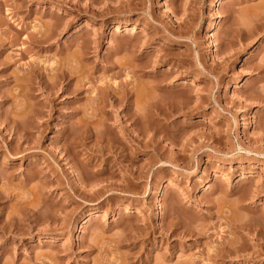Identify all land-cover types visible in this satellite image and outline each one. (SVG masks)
<instances>
[{
    "label": "rangeland",
    "instance_id": "obj_1",
    "mask_svg": "<svg viewBox=\"0 0 264 264\" xmlns=\"http://www.w3.org/2000/svg\"><path fill=\"white\" fill-rule=\"evenodd\" d=\"M260 17L264 0H0V226L25 233L0 235V264H264V245L213 259L241 236L226 222L264 231ZM165 92L191 110L149 123L143 93Z\"/></svg>",
    "mask_w": 264,
    "mask_h": 264
},
{
    "label": "bare ground",
    "instance_id": "obj_2",
    "mask_svg": "<svg viewBox=\"0 0 264 264\" xmlns=\"http://www.w3.org/2000/svg\"><path fill=\"white\" fill-rule=\"evenodd\" d=\"M70 4V3H69ZM68 3L66 4V5H69ZM128 4V3H127ZM129 4H130V2H129ZM130 7V6H129ZM260 19H261V21H259V25H257V28L258 29H260V28H262L263 29V27H264V17H260ZM75 20V19H74ZM74 20H72L71 22H74ZM257 21V20H256ZM119 23V22H118ZM71 25H72V23H70ZM69 24V25H70ZM67 26V25H66ZM63 28H65V25H64V27ZM62 28V29H63ZM60 26H59V24L57 23V22H54V23H51V24H49V25H47L46 27H45V29L43 30V31H39L37 34H32L29 38H28V40L30 41V42H32V43H47V42H49L51 39H53V38H55V36L57 35V36H59L60 35V33L59 32H57V31H60ZM255 32V31H254ZM261 32V31H260ZM74 34H76V35H78L77 34V32L75 31V33ZM254 34V33H253ZM211 38H216V34H213L212 36H211ZM9 39V38H8ZM20 41V38H19V36H14L13 38H12V42L13 43H18ZM215 42V41H214ZM213 51H212V53H216V54H218V52H219V48H218V46H216V44L214 43L213 44ZM226 54H225V58H224V60H223V62H228L231 58H232V55H231V52H225ZM198 56V57H197ZM194 59H195V61H196V65H199V66H201L202 68H203V70L204 71H206V73H207V75L206 74H204L205 76H208V75H214L213 74V72L210 70H207L206 69V67H204V66H202V64H201V60H200V56L199 55H196V57H194ZM61 72V73H60ZM58 74H60V75H58L57 74V76L58 77H60V78H64V79H68L69 77H70V75H67V74H65L63 71H60ZM200 73L202 74V72L200 71ZM194 77V76H193ZM215 78H216V82L217 83H219V82H221V78L219 77V76H214ZM59 78V79H60ZM154 79V78H153ZM156 80V79H155ZM197 80V79H196ZM157 81V80H156ZM215 82V83H216ZM155 83V84H154ZM159 83L160 82H158V83H156V82H153V86L157 89V88H159ZM49 87V86H48ZM71 80H68V82H67V84L64 86V88H62V89H64L63 90V92L64 93H68V92H71ZM74 89V88H73ZM77 90V89H76ZM76 90L74 89V90H72V93H74V92H76ZM129 92L130 91H128L126 88L124 89L123 88V90H121V92H120V97L119 98H117L115 101V103L117 104V102L119 103V105L123 102H125V98L129 95ZM142 92H144L145 93V91H142ZM77 93V92H76ZM75 93V94H76ZM143 93V95H144V97L142 98V100L144 101V105H145V107L146 108H148V110L147 111H150L149 113H150V120L148 121L149 123H154V122H157V121H159V118H163V120L164 119H167V118H169V117H173V115H175L176 113H178L179 111H178V108H179V110H191V108L189 109L188 107H187V104H185L184 102H178L177 103V101H172L171 100V97H172V94L171 93H168V92H165L164 93V96H162L160 99H159V97H151V95H148V94H144ZM105 94V93H104ZM52 95V94H51ZM259 95V94H258ZM142 96V95H141ZM153 96V95H152ZM111 97V96H110ZM176 97H177V95H176ZM128 98V97H127ZM210 98V97H209ZM255 99V98H254ZM97 100H99V99H97ZM96 100V101H97ZM181 100V99H180ZM183 100V99H182ZM256 100V99H255ZM257 100H259V102H261V103H264V96L262 95H260L259 97H258V99ZM105 101V100H104ZM142 102V101H141ZM98 103V102H97ZM98 105V104H97ZM122 105V104H121ZM127 105V104H126ZM180 105V106H179ZM96 106V105H95ZM96 107H98V106H96ZM130 109H131V106L129 107ZM95 109H97V108H95ZM126 109V108H125ZM98 110V109H97ZM96 110V111H97ZM129 110V109H128ZM127 109H126V111H128ZM197 110H199V108L198 109H196V111ZM130 112H131V110H130ZM129 112V113H130ZM195 112V111H194ZM127 113V112H126ZM189 113H192V112H190L189 111ZM128 114V113H127ZM126 114V115H127ZM133 115V114H132ZM148 116V117H149ZM147 117V118H148ZM136 118H137V116H136ZM135 118V119H136ZM155 118V119H154ZM149 119V118H148ZM141 122V123H140ZM144 122V119H143V117L141 116V117H139L138 119H136L135 121H134V125L136 124V125H139V124H142ZM92 123V122H91ZM89 121H87V122H83L80 126H81V129H82V131H79V132H81V136H79L80 137V143H79V145L81 146V147H83V146H85L84 145V143H83V141H84V138H87L86 136L90 133H92V128L90 127V126H92V124H91ZM148 123V125H150ZM94 124V123H93ZM145 124V123H144ZM135 125V126H136ZM255 127L257 128V130L259 129V131H261V133H262V135H264V125H257V124H255ZM79 128V127H78ZM80 129V128H79ZM249 129V127H246L245 128V130H248ZM16 131V130H15ZM18 132V131H17ZM44 132V131H43ZM42 132V133H43ZM78 132V133H79ZM75 133V132H74ZM158 133L156 132V133H154V135H153V137L152 138H150V141H155L154 139H155V136L157 135ZM74 135V138H73V140L74 141H76V137H77V135H75V134H72V136ZM261 135V134H260ZM76 136V137H75ZM97 136L99 137V135L97 134ZM71 138V137H70ZM101 138H102V136H101ZM72 139V138H71ZM70 139V140H71ZM164 139H166V138H164ZM261 140H263L262 139V136H261ZM77 146H78V144H77ZM75 147V146H74ZM85 148V147H84ZM98 151V150H97ZM113 170V169H112ZM111 171V170H110ZM112 174V173H111ZM80 178V177H79ZM127 178V177H126ZM125 178V179H126ZM78 179V178H77ZM131 181V180H130ZM131 183V182H130ZM129 183V184H130ZM126 184V183H125ZM112 187V186H111ZM128 187V186H127ZM105 189V188H104ZM107 189V188H106ZM101 190L102 189H98V191H96L94 194H96V195H99V194H101ZM125 190V189H124ZM106 191V190H105ZM214 192H217V191H222L218 186H215V188H214V190H213ZM264 191V190H263ZM263 191H261V192H259V193H257L256 194V196H252V198L251 199H253V198H257V200H260V198H261V193L263 192ZM225 194V193H224ZM227 194V193H226ZM225 194V195H226ZM229 195H233V194H235V192L234 191H230L229 193H228ZM237 194V193H236ZM242 195V194H241ZM239 196L238 198H237V200H236V202H237V205H239L240 204V202H242L243 201V199H241L242 198V196ZM109 200V199H108ZM242 200V201H241ZM262 211H264V207H263V209H262ZM248 212V211H247ZM250 212V211H249ZM253 212V211H252ZM252 212H250V213H252ZM176 214V213H175ZM231 219V218H230ZM156 220L158 221L159 220V215H157L156 216ZM1 221V220H0ZM255 221H257V220H254L253 219V217H251L250 216V218H243V219H239L238 221H231V222H226V226H227V228L228 229H234V230H236V231H238L237 233H239V231H240V233H241V236L239 237V240L238 241H235V242H232L231 240H229V238H227V239H223V242L220 244V246H219V248L216 250V251H214V255H213V259L215 258V260H216V258L218 259H220V257L222 258L223 256H225V255H228V256H230V255H234V256H236V257H238L239 259L240 258H242L243 256H240V254L242 253V252H244V251H246V250H249V249H254L255 247L257 248H260V247H263V245H264V231H262L261 229H260V231H256V232H254V234H253V231H255V230H253L252 231V229L254 228H252V226L253 225H255ZM262 221V220H261ZM177 222V221H176ZM1 223V222H0ZM156 224L158 223V222H155ZM183 223V222H182ZM186 223V222H185ZM257 223H258V221H257ZM256 223V224H257ZM264 223V222H263ZM3 224V223H2ZM16 224H19V223H16ZM258 224H260V223H258ZM261 224H262V222H261ZM9 225V224H8ZM20 225V224H19ZM10 226V225H9ZM8 226V227H9ZM11 226H12V223H11ZM18 226V225H17ZM21 226V225H20ZM184 225H180V223H177V224H174L173 226H171L172 227V230L170 231V236L171 237H173V238H175V237H181L182 235V237H184V236H187V235H192V233H191V231H189V229L188 230H186V226L187 225H185L184 227H183ZM256 226H258V225H256ZM255 226V227H256ZM260 226V225H259ZM262 226V225H261ZM8 227L6 226L5 227V225L4 226H0V235H2V237H4L6 234H10L11 233V235L13 234V235H16L17 233H20L19 235L21 236V235H24L25 233L23 232V230H22V228L21 229H19V227H16L15 226V224H14V226H13V231H11L10 230V227H9V229H8ZM169 228V227H168ZM179 228L181 229H183V231H178L179 230ZM263 230H264V228H263ZM22 231V232H21ZM180 232V233H179ZM18 235V234H17ZM153 235V234H152ZM14 238V237H13ZM251 238L253 239V240H256L257 241V243L255 242V244L256 245H249L248 244V242H249V240H251ZM260 242H263V244L262 243H260ZM254 247V248H253ZM261 249V248H260ZM259 249V250H260ZM6 250H7V247H5V248H3L2 249V255H4L5 253H6ZM253 251V250H252ZM255 255V256H254ZM260 252L259 251H253L252 252V254H251V258L252 259H254V258H260ZM58 259H60L61 260V257H57ZM171 257L169 256V257H167L166 259L167 260H169ZM246 258V257H245ZM243 260H245L244 259V257L242 258ZM59 260V261H60ZM63 261V260H62ZM161 261V260H160ZM164 262V261H163ZM187 263V262H186ZM189 264V263H188ZM191 264H194V263H192L191 262Z\"/></svg>",
    "mask_w": 264,
    "mask_h": 264
}]
</instances>
